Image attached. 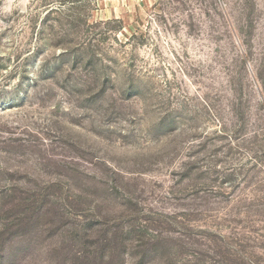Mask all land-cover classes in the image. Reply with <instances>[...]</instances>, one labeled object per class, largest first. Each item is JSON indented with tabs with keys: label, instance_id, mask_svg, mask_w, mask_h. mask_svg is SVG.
I'll use <instances>...</instances> for the list:
<instances>
[{
	"label": "rangeland",
	"instance_id": "374dc122",
	"mask_svg": "<svg viewBox=\"0 0 264 264\" xmlns=\"http://www.w3.org/2000/svg\"><path fill=\"white\" fill-rule=\"evenodd\" d=\"M0 264H264V0H0Z\"/></svg>",
	"mask_w": 264,
	"mask_h": 264
}]
</instances>
